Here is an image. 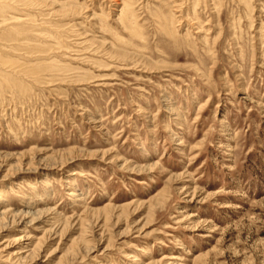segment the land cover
Here are the masks:
<instances>
[{"label": "rangeland", "instance_id": "obj_1", "mask_svg": "<svg viewBox=\"0 0 264 264\" xmlns=\"http://www.w3.org/2000/svg\"><path fill=\"white\" fill-rule=\"evenodd\" d=\"M0 264H264V0H0Z\"/></svg>", "mask_w": 264, "mask_h": 264}, {"label": "bare ground", "instance_id": "obj_2", "mask_svg": "<svg viewBox=\"0 0 264 264\" xmlns=\"http://www.w3.org/2000/svg\"><path fill=\"white\" fill-rule=\"evenodd\" d=\"M5 35V34H4ZM10 37V36H9ZM4 40V39H3ZM8 41V40H7ZM18 47V46H17Z\"/></svg>", "mask_w": 264, "mask_h": 264}]
</instances>
